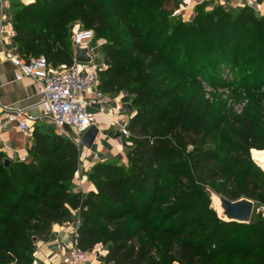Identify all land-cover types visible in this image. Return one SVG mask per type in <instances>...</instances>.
Listing matches in <instances>:
<instances>
[{
  "label": "trees",
  "instance_id": "obj_1",
  "mask_svg": "<svg viewBox=\"0 0 264 264\" xmlns=\"http://www.w3.org/2000/svg\"><path fill=\"white\" fill-rule=\"evenodd\" d=\"M179 3L34 0L12 7L23 58L68 68L72 23L106 40L99 90L124 93L135 114L125 162L93 164L87 194L73 191L78 147L47 125L34 128L27 162L4 166L0 153V264H33L36 241L75 215L77 248L89 254L100 245L105 264H264L262 214L230 222L211 204L214 194L264 205V172L254 161L264 153V15L200 5L183 21L172 16ZM225 69L238 80L229 86L244 105L237 113L205 98V84L226 86Z\"/></svg>",
  "mask_w": 264,
  "mask_h": 264
},
{
  "label": "built area",
  "instance_id": "obj_2",
  "mask_svg": "<svg viewBox=\"0 0 264 264\" xmlns=\"http://www.w3.org/2000/svg\"><path fill=\"white\" fill-rule=\"evenodd\" d=\"M182 2L185 9L195 8L203 2H209L211 5L218 3L222 6L251 8L256 13L260 8L257 0H183ZM184 7L173 12L172 16H181ZM5 11L2 1L0 3V43L5 38H14V31L9 28L11 16ZM69 38L73 51L75 47L87 50V55L91 58L89 63L80 64L73 58V63L68 68L64 66L55 68L41 56L26 59L19 52L5 50L6 60L12 63L16 71L15 80L19 82L27 77L37 85L44 95L41 105L45 119L53 126L56 133L72 141L79 151L84 150L80 141L81 137L92 126L98 128V134L102 132V129L112 127L118 137L127 138L129 136L127 122L135 114L132 106L123 101L124 93L108 97L99 90L98 71L104 67L101 49L106 44V40H96L91 30L83 29L78 23L70 25ZM98 60L102 62L101 67L95 65ZM99 117H105L102 123H99ZM30 121L32 119L26 112L10 111L7 120L0 125V134L10 124H16L24 137L29 138L34 130L28 125ZM28 160V156L21 158L23 162ZM74 174L75 178L80 177L79 170ZM258 210L264 213V205L258 206ZM77 222L76 219L75 224ZM62 253L64 264H90L88 254L77 248L75 236L72 242L63 246Z\"/></svg>",
  "mask_w": 264,
  "mask_h": 264
},
{
  "label": "crops",
  "instance_id": "obj_3",
  "mask_svg": "<svg viewBox=\"0 0 264 264\" xmlns=\"http://www.w3.org/2000/svg\"><path fill=\"white\" fill-rule=\"evenodd\" d=\"M2 1L4 3V10H6V14L11 16L10 13L12 11V7L16 3L26 5L33 3L34 0H0V3ZM259 7L258 14L264 15V0L260 2ZM187 13L194 14V11L187 10ZM9 28L13 29L12 26ZM17 49V44L14 42L12 37L5 38L0 43V125L7 120V116L10 111H24L32 119V121L28 123L29 126L35 128L37 125L44 124L53 129V126L50 125L44 117V109L41 105L44 99L42 92L39 91L37 85H35L30 78L26 77L19 80V82L16 81V71L14 66L10 61L6 60L4 51L9 50L18 53ZM7 110L10 111L8 112ZM103 119L104 118L99 117V123H102ZM102 128L103 127H101V129ZM107 130L108 129L105 128L102 129V132L98 134L91 149L79 151V157L83 155L85 157L84 160L86 159V161L88 160L90 163L98 157L100 158V161L98 162H104L110 158L118 159V155H120L123 150V143L118 146L116 144V140H112L109 137L111 132H113L114 136L117 137L116 131L112 128V130L107 133ZM29 139L30 137H24L16 124H10L8 127L4 128V131L0 134V153L12 161H21L22 157L27 156V148L30 144ZM257 155H262L263 157H260V159H264V153H256L254 156V161L260 167L261 165L259 161L256 160ZM121 161L125 162V158ZM80 162H84L82 157L80 158ZM85 175H82L81 181L74 177L73 191L87 194L89 191L93 190L92 184L88 182ZM259 212L264 217V213L261 211ZM76 219L77 216L75 215L71 223L54 225L46 239L36 241L35 251L33 254V264H64L62 258V248L74 239L77 230V224H75ZM88 257L90 264H105V252L100 245L96 246L91 253L88 254Z\"/></svg>",
  "mask_w": 264,
  "mask_h": 264
},
{
  "label": "rangeland",
  "instance_id": "obj_4",
  "mask_svg": "<svg viewBox=\"0 0 264 264\" xmlns=\"http://www.w3.org/2000/svg\"><path fill=\"white\" fill-rule=\"evenodd\" d=\"M182 1L183 0H180V3H179V4L182 3L181 6H180V8H183L184 7V4H183ZM200 5H205V11H211L213 8L217 7V5H220V4L217 3V4L211 5V3H209V2H203V4H200ZM199 6H195V8L188 7L186 9L184 7V9L182 10V15L179 16V18H181V20H183V21L192 19V17L194 16V14H188L187 13V10H193L194 13H195V9L197 7H199ZM223 7L226 8V9H233V7H231L230 5L223 6ZM95 65H97L98 67H101L102 66L101 60L96 61L95 62ZM234 77L235 76H234V74H232V72H229L228 69H225V71L221 75L222 81H224V83L226 84L225 87L214 88V87L208 86L209 84H205L204 87H205L206 93H207V95H206L205 98H208L211 103H216L218 101L224 102V103H226V108L227 109H230L231 111L237 113V112H240L242 110V108H243L244 105H243V102H240L239 100H236L233 97V95L231 94V89L232 88H229V86L232 85V84H236V81H238V80L235 81ZM214 95H215V97H213ZM111 130H112V127H109L108 130H107V133L110 132ZM110 134L111 135H109V137L112 140H116V144L118 146H119V144H121V142L123 143V141H124L125 138H123V137L120 138L118 136L115 137L113 132H111ZM81 157H82V160L84 162L83 163L80 162L81 163V165L79 166V174H80V177L79 178H76V179H78L80 181L82 180V175L83 174L85 175L87 173L88 168L90 166H92L93 163H96V162L100 161V158L98 157V158H95V160H94L95 162L93 161V162L90 163L88 160L87 161H86V159L84 160L85 157L83 155H81ZM260 157H263V156L262 155L256 156V160L260 159ZM124 158H125V156H124V152L122 150V153L120 155H118V160L121 161V160H124ZM110 159H114V158H110ZM83 178H85V177H83ZM212 208L215 210L214 206H212ZM258 213H259V210H258V206L256 204L251 219L252 220H255V218L257 217V214Z\"/></svg>",
  "mask_w": 264,
  "mask_h": 264
},
{
  "label": "water",
  "instance_id": "obj_5",
  "mask_svg": "<svg viewBox=\"0 0 264 264\" xmlns=\"http://www.w3.org/2000/svg\"><path fill=\"white\" fill-rule=\"evenodd\" d=\"M73 58L75 62L80 64L89 63L91 58L87 55L86 49H80L78 47L74 48ZM98 128L95 126L90 127L87 132L83 134L80 141L84 149L89 150L93 146L98 136ZM12 163V160L4 157L3 164L4 166H9ZM262 169L261 167H259ZM263 170V169H262ZM264 172V170H263ZM222 209V218L220 220L236 222V223H250L251 217L255 208L254 202L242 198L238 201H230L226 198L217 197ZM35 241V240H34Z\"/></svg>",
  "mask_w": 264,
  "mask_h": 264
},
{
  "label": "bare ground",
  "instance_id": "obj_6",
  "mask_svg": "<svg viewBox=\"0 0 264 264\" xmlns=\"http://www.w3.org/2000/svg\"><path fill=\"white\" fill-rule=\"evenodd\" d=\"M102 118L105 119V117H102ZM257 161H259V163L261 165L260 167H262L264 170V159H258ZM211 204H212V206H214L218 217L222 218V209L220 207V203L218 201L217 196L214 194L211 195Z\"/></svg>",
  "mask_w": 264,
  "mask_h": 264
}]
</instances>
